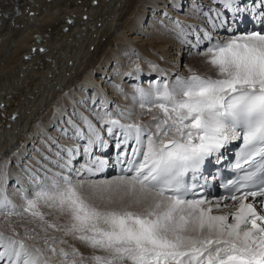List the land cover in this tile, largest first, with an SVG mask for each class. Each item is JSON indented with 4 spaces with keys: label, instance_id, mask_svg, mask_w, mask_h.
Wrapping results in <instances>:
<instances>
[{
    "label": "snow or ice",
    "instance_id": "obj_1",
    "mask_svg": "<svg viewBox=\"0 0 264 264\" xmlns=\"http://www.w3.org/2000/svg\"><path fill=\"white\" fill-rule=\"evenodd\" d=\"M217 2L230 12L244 11L234 6L237 0ZM205 38L208 63L220 78L193 74L178 77L171 86L165 81L154 91L137 89L141 109L149 105V111L157 108L162 113L152 117L151 126L100 117L110 136L120 130L115 146L120 150L116 162L123 165L121 175L114 180L89 179L103 170L106 160H93L96 170L85 168L87 176L80 171L75 177L64 174L72 172L71 162L80 150L52 140L49 151L57 159H45L64 172L45 174L48 183L36 177L31 196L22 197V210L17 211L7 196L0 198V210L41 221L44 242L53 254V245L67 241L48 236L49 228L93 250L84 256L76 248L70 253L60 248L63 264H264V32L237 34L225 41L207 33ZM79 118L86 129L69 119L74 133L70 138L86 140L84 152L89 155L93 144L106 147L92 122ZM237 139L243 147L235 168L242 173L230 194L216 200L187 199L186 174L194 175L207 157ZM222 200L232 203L221 207ZM41 204L55 209L67 224L60 228L45 220ZM212 204L216 212L228 214H213ZM0 264L50 260L40 247L29 248L23 240L0 233Z\"/></svg>",
    "mask_w": 264,
    "mask_h": 264
},
{
    "label": "bare ground",
    "instance_id": "obj_2",
    "mask_svg": "<svg viewBox=\"0 0 264 264\" xmlns=\"http://www.w3.org/2000/svg\"><path fill=\"white\" fill-rule=\"evenodd\" d=\"M261 5V0H237L234 6L251 14ZM205 33L221 41L240 34L217 0H0V198L7 196L20 211L36 177L48 183L45 174L64 172L45 159H57L49 151L52 140L80 150L72 172L64 174L87 176L85 168H93L89 156L100 155L101 146L83 153L87 141L70 138L69 119L86 129L79 118L86 116L104 136L107 124L100 117L151 126L152 117L162 113L149 111V105L141 109L137 89L149 92L165 81L171 86L178 77L203 76L192 68L206 62ZM231 203L222 200L221 207ZM211 207L215 211V204ZM39 210L49 223L67 224L55 209L41 204ZM40 223L29 214L7 216L0 210V233L40 247L50 264H63L60 248L92 254L81 241L51 228L48 236L67 243L53 245L57 254L49 252Z\"/></svg>",
    "mask_w": 264,
    "mask_h": 264
},
{
    "label": "rangeland",
    "instance_id": "obj_3",
    "mask_svg": "<svg viewBox=\"0 0 264 264\" xmlns=\"http://www.w3.org/2000/svg\"><path fill=\"white\" fill-rule=\"evenodd\" d=\"M230 38H232V37H230ZM207 47H205L203 50H205ZM203 53V54H202ZM201 54L202 55H204L205 54V58L204 59H206V62L204 61V62H202L201 64H203V66H199L200 65V63H198V62H194L197 66H194V64H193V68L192 69H194V70H198V71H200L199 73H201L203 76H205V77H210V78H213V79H216V78H220L219 77V74H218V69L215 67V66H213V65H211V64H209L208 63V61L211 59V54L210 53H207L206 51H204V52H202ZM210 66L211 68L210 69H212V70H210L209 72H207V70H205L206 69V67L207 66ZM205 71V72H204ZM205 74V75H204ZM91 179V178H90ZM93 179V178H92ZM93 180H99L98 178H96V179H93ZM102 180H114V179H108V178H106V179H102ZM207 206V205H206ZM214 212H216V211H214Z\"/></svg>",
    "mask_w": 264,
    "mask_h": 264
},
{
    "label": "water",
    "instance_id": "obj_4",
    "mask_svg": "<svg viewBox=\"0 0 264 264\" xmlns=\"http://www.w3.org/2000/svg\"><path fill=\"white\" fill-rule=\"evenodd\" d=\"M42 48V47H41Z\"/></svg>",
    "mask_w": 264,
    "mask_h": 264
}]
</instances>
